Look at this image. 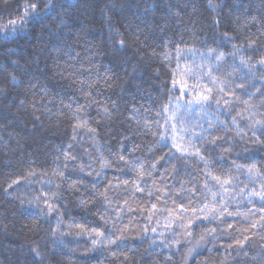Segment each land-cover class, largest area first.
<instances>
[{"label":"clouds","instance_id":"clouds-1","mask_svg":"<svg viewBox=\"0 0 264 264\" xmlns=\"http://www.w3.org/2000/svg\"><path fill=\"white\" fill-rule=\"evenodd\" d=\"M262 186L264 0H0V264H264Z\"/></svg>","mask_w":264,"mask_h":264},{"label":"snow or ice","instance_id":"snow-or-ice-1","mask_svg":"<svg viewBox=\"0 0 264 264\" xmlns=\"http://www.w3.org/2000/svg\"><path fill=\"white\" fill-rule=\"evenodd\" d=\"M205 91H210V89H206L204 91H198V92H194L192 94L193 96V100L197 101V102H201V101H207L209 99V96L205 94ZM201 118H207L209 120H211V115L210 114H207V113H201ZM176 148L178 151H182L183 150V145L182 144H177L176 145ZM249 173L251 174L253 172V168H249L248 169ZM214 179L217 181L218 184H222V185H225L227 186L229 183H230V176H225V177H220V176H216L214 177ZM20 183V180L19 179H16L14 180L11 184L8 185V190L11 191L12 190V185L13 184H19ZM138 190L139 191H143L142 188H139L138 186ZM243 191V190H242ZM47 195V194H45ZM212 197L214 200H219L220 199V196L217 195L215 192H213L212 194ZM251 195L253 196H259L262 200H264V186H262V190H261V193H256V192H253L251 193ZM45 204L46 206L49 207V210L51 211V205L48 204L47 200L45 201ZM205 207H208L207 205ZM157 211V205L153 204L152 207H151V212H150V216H151V213H154ZM166 212L169 213V216L165 217V219L169 222V223H173L175 222V219H178L180 218L179 217V212H186L188 211L187 209L184 208V206L181 204L178 206V209L176 208H173V209H165ZM192 212H196L197 209H192L191 210ZM202 211V209H201ZM216 211H219V209H217L216 207H209L208 208V213L211 214V213H214ZM174 214V215H173ZM201 218H207V216H202ZM191 223V221H189V224ZM81 227V230L83 231V226H80ZM153 231H155V229H153ZM97 235H101L100 233H97Z\"/></svg>","mask_w":264,"mask_h":264}]
</instances>
